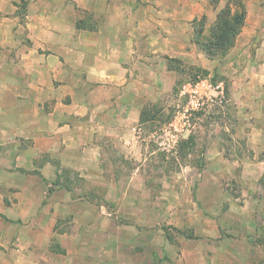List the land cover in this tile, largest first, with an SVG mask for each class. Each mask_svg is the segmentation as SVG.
I'll list each match as a JSON object with an SVG mask.
<instances>
[{"label":"crops","instance_id":"1","mask_svg":"<svg viewBox=\"0 0 264 264\" xmlns=\"http://www.w3.org/2000/svg\"><path fill=\"white\" fill-rule=\"evenodd\" d=\"M242 1L241 35L264 45V0ZM222 11L212 0H0V177L8 184L0 191V264H127L103 253L102 227L113 222L107 206L90 202L87 189L53 186L56 170L103 178V144L140 119L137 83L152 95L155 79L174 76L167 62L207 59L194 26L214 24ZM24 139L28 147H19ZM41 155L58 163L37 167ZM14 177L28 182L15 186ZM255 244L246 264H264V239Z\"/></svg>","mask_w":264,"mask_h":264},{"label":"rangeland","instance_id":"2","mask_svg":"<svg viewBox=\"0 0 264 264\" xmlns=\"http://www.w3.org/2000/svg\"><path fill=\"white\" fill-rule=\"evenodd\" d=\"M237 1L212 0L223 10L240 11ZM18 6L24 16L27 2ZM86 15L79 12L80 20L85 22ZM90 20L100 24L95 14ZM215 23L203 19L194 27L208 38ZM243 26L224 50L205 53L207 59L198 65L167 62L174 76L155 79L152 95L140 92L143 83H137V106L144 114L121 139L113 134L103 144L108 159L103 178L56 170L58 186L87 189L90 202L107 206L113 222L102 227L109 235L101 242L109 247L105 256L127 264H233L236 258L246 264L254 259L251 245L264 239V45L247 44ZM27 142L21 140L19 147H28ZM47 161L58 163L41 155L35 165ZM13 180L15 186L28 182ZM6 185L0 177V191ZM95 228L89 229L97 233Z\"/></svg>","mask_w":264,"mask_h":264},{"label":"trees","instance_id":"3","mask_svg":"<svg viewBox=\"0 0 264 264\" xmlns=\"http://www.w3.org/2000/svg\"><path fill=\"white\" fill-rule=\"evenodd\" d=\"M239 1H241L239 3ZM24 2V1H23ZM239 7L242 9L240 11L235 10L234 12L230 7H227L226 10H223L215 25L211 30L210 37L204 38L203 31H196L195 40L197 41L200 49L209 56L215 55L219 50H224V48L229 45L232 40L234 41L235 37L240 32L241 27L245 21V5L242 0L237 1ZM144 114V113H143ZM141 115V117L143 116ZM25 172V171H23ZM35 174H40L38 171L34 172ZM61 180V175H57V179L53 186H58ZM53 191V189H49Z\"/></svg>","mask_w":264,"mask_h":264}]
</instances>
